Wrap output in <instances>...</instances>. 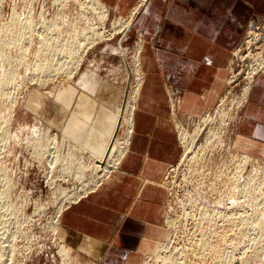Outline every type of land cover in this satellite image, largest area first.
Wrapping results in <instances>:
<instances>
[{"label":"rangeland","instance_id":"rangeland-1","mask_svg":"<svg viewBox=\"0 0 264 264\" xmlns=\"http://www.w3.org/2000/svg\"><path fill=\"white\" fill-rule=\"evenodd\" d=\"M95 1L104 6L101 19ZM113 1L0 0V264H134L131 254L143 240L142 232L131 237L120 231L124 237L117 247L111 239L93 254L94 240L62 227L64 212L78 202L88 197L105 202L113 194L110 187L135 192L147 183L121 170L132 138L119 159L121 171H103L82 146L85 137H79L85 128L95 135L91 140L103 135L106 141L134 85L131 67L138 32L133 27L122 37L109 36V30L118 18L127 19L137 3L127 11V3L114 6ZM254 37L260 43L251 45V59L264 58V21L252 22L239 46ZM251 59H232L226 88L205 113L213 120L211 129H218L220 145L192 165L179 161L185 145L172 114V102L179 96L168 87L178 155L154 180L159 199L153 206L159 211L151 221L157 230L147 238L148 248L139 247L140 264H264V157L250 153L254 146L238 138L236 129V102ZM232 73L237 76L228 86ZM204 115L187 118L178 112L182 126L190 130ZM242 156L250 158L247 169L255 180L242 193L235 188L225 196L228 175ZM216 176L222 179L220 195L210 184ZM201 179L204 199L215 213L190 201ZM208 245L220 246V260ZM61 247L77 253L76 263L64 258ZM112 248L118 251L111 253Z\"/></svg>","mask_w":264,"mask_h":264},{"label":"crops","instance_id":"crops-1","mask_svg":"<svg viewBox=\"0 0 264 264\" xmlns=\"http://www.w3.org/2000/svg\"><path fill=\"white\" fill-rule=\"evenodd\" d=\"M118 2L127 3L128 11L138 0H114L112 5ZM150 5L134 26L142 44L143 83L130 152L120 164L132 179L147 183L135 192L110 187L114 195L105 202L88 197L62 216V227L103 245L113 239L111 246L117 247L124 237L120 231L131 237L139 231L146 239L157 230L151 221L159 211L153 206L159 199L154 180L177 158L179 148L167 88L180 98V115L200 117L210 111L226 88L245 31L252 22L264 21V0H154ZM246 102L237 137L254 146L250 153L264 157V72L255 76Z\"/></svg>","mask_w":264,"mask_h":264},{"label":"bare ground","instance_id":"bare-ground-1","mask_svg":"<svg viewBox=\"0 0 264 264\" xmlns=\"http://www.w3.org/2000/svg\"><path fill=\"white\" fill-rule=\"evenodd\" d=\"M153 1L154 0H138L137 5L132 9V11L130 12L127 19L118 18V20L115 23H113L112 28L109 30L110 31L109 36L121 33L122 37H125L126 34L128 33V31L130 29H132L135 26V24H137L136 19H137L138 15L141 13L142 9L147 8ZM160 1L163 2L165 0H160ZM94 6H95L96 10L99 11L100 19H101L103 16L102 12L104 10V6L99 4L96 1H95ZM101 35H102V33H101ZM254 35H257V34L254 33ZM97 36H98V34H97ZM139 37H140V35H139ZM259 38H260V36H259ZM259 38L254 37L252 39L247 40L245 45L239 46L236 49V51L234 52L233 58H240L241 62H242V60L244 61L245 58H247V56H248V59H251V57L253 55H251L250 49L253 48L252 46H256L258 43H260L261 38L260 39ZM261 47H264V38L261 41L260 48ZM141 51H142V44L139 42L137 45V48L134 52L133 65L131 67L132 71H133L134 85L131 88V90L124 97L125 98L124 104L122 106L121 115L119 116L120 121H119L117 127L115 128V130L113 128L112 131L108 133L106 141L104 140L103 135L98 136L96 138V140H91V137H94L95 135H93L91 133L90 129L84 128L83 133H81L79 135V137L80 136L85 137V140H84L82 146L87 148L88 150H90V152L93 153L95 160H98L95 165L97 166V168H100L103 171H105L109 168H112V169L117 170V171H121L120 168L118 167L119 159L126 152L125 149L127 147V144L129 142V140H131V138H132L133 128H134V117H135V113L137 110L136 104H137L138 96H139L140 90H141L140 87L143 83L141 61H140ZM245 52H247L248 55L242 56V54ZM120 53H121V55H124L123 50L121 48H120ZM70 55H73V53H70ZM39 69L41 70L40 67L36 68V70H39ZM243 71H244V75H245L244 79L246 80V84L242 89V93H241L240 98L236 102L237 110L240 109V111H241L242 107L245 105V103H247L246 101L248 99V96H249V93H250L252 83L254 81L255 76L260 72H264V58H257V59L252 58L250 61L247 62ZM34 73H36V72H34ZM232 74H233L232 77L229 79V81L227 83L228 86L232 84V80L237 76V74H235V73H232ZM179 99L180 98L177 97V98H175L174 102H172L173 119L176 121L175 126H176V129L179 130L178 132L180 134H178V135L181 137L180 141H181L182 146L185 145L184 146L185 152L181 155V158L179 161L180 162L185 161V162H187V164L192 165V163H196L200 159L202 160L205 157V155H208V154H210V152H212V149H214V148H216V146L220 145V142H221L220 137H219L220 134L218 132V129H217V131L216 130L214 131L213 129H211V127H212L211 125H213V123H212L213 120H212V118L210 119L209 116H207V114H205L201 120L192 124L193 126H192L191 130L188 129L187 126L184 128L182 126V123L180 122L181 119L178 116V112H179L178 109H179V105H180ZM117 112H119V111H117ZM189 117L190 116H187V118H189ZM238 121H239V118H238ZM80 127H82V126L80 124H77V128H80ZM82 129H83V127H82ZM117 130H118V132H117ZM122 135H123V138L121 137ZM78 138L75 137V139H78ZM245 141L248 144H250V142H248L247 140L244 139V142ZM262 152H264V149ZM189 153L192 154L191 157H188ZM249 162H251L250 158L246 157V156H242L241 158H239L236 161L235 167L229 173L230 177L228 175V190L226 191L227 195H225V196H229V192L235 188L239 189L240 192L242 193L244 190H246L248 187H250L252 181L255 180V178L253 176L255 174L252 173L253 170L252 169L249 170V168L247 169V166L250 167V165H248ZM192 169H190V171H192ZM195 172H197L196 169H195ZM123 173L124 172H122V174ZM220 173H222V172H220ZM225 173H227V172L225 171ZM216 175H217V173H216ZM226 176H227V174H226ZM117 178H119V177H116V179ZM216 178H217V176H216ZM210 181H211L210 184L213 185L214 190L217 191V193H219V195H220V192H221L220 184L222 183V179L218 177L216 180L211 179ZM226 183H227V181H226ZM203 186H204V182L201 179L196 184L197 188L195 187V190H194L195 193H193V192L190 193L191 192L190 189H189L188 193H190V195L193 196L190 199V201L193 202V204H199L200 207L202 206V210L204 209L203 212L204 211L206 212L207 209L211 206V204H210L209 200L207 202L204 199V196H203L204 192L202 191L204 188ZM200 188H202L201 191H198ZM224 189H225V187H224ZM226 189H227V187H226ZM205 194H206V192H205ZM224 194H225V192H224ZM205 196H207V195H205ZM208 196H210V194ZM218 199H220V196H219V198H217V200L215 201L214 204H216V205L219 204ZM233 202L234 201H232V203ZM235 205H236V203L234 204V206ZM209 210L212 211V213H215L217 209L214 207V209L211 210L209 208ZM236 236H237V234H236ZM221 239H223V236ZM204 244L206 245L208 243H206L204 241L203 246L205 247ZM100 245L101 246L103 245L100 241H94V244L92 246L93 248L91 250L93 252V254H95L97 248ZM142 245H144L146 248H148L149 245H151V243L146 238V239H143L139 242V247H141ZM153 245H155L157 247L160 246V244H157V243H153ZM216 246H217L216 248H214V246L212 247L211 245L209 247L210 248L212 247V250L215 253V257L217 260L218 254H219L218 252H220V249H219L220 246H218V245H216ZM139 247L133 254H131L132 260L134 261V264H140V261H141L142 251H140ZM60 253L63 254L65 259L72 260L73 262L76 263L77 256H78L77 253H72V251L70 252L68 249H64L62 247H61Z\"/></svg>","mask_w":264,"mask_h":264}]
</instances>
